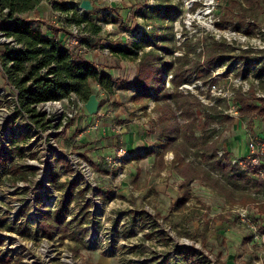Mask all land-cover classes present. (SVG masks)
Here are the masks:
<instances>
[{"label":"rangeland","instance_id":"obj_1","mask_svg":"<svg viewBox=\"0 0 264 264\" xmlns=\"http://www.w3.org/2000/svg\"><path fill=\"white\" fill-rule=\"evenodd\" d=\"M56 1L92 5L90 11L80 8L91 19L87 32L91 34L92 25L101 31L92 34L91 46L76 59H88L99 73L109 75L112 88L88 81L99 101L97 114L89 115L79 105L60 135L38 122L28 141L18 143L24 156L13 154L8 165L16 164L27 173L26 179L0 174L3 264H264V213L259 209L264 203V186L259 181L264 180V168L246 163L251 156L250 140L264 137V118L242 117L233 99L241 92L254 105L257 102L251 96L259 98L257 94L264 91L253 74L258 65L253 62L242 75L238 58L242 50L252 48L255 52L249 56L264 61V53L258 51L264 49V0H253V14L244 25L239 20V4L246 7L243 0H170L174 11L166 44L169 51L160 52L173 61L192 49L184 64L179 63L183 70H190V81L181 84L178 92L207 107L218 105L233 119L228 128L213 123L204 134L215 142V161L221 159L224 166L228 152L230 164L237 161L234 166L245 170L247 177L236 180L229 178L232 175L225 178L215 161L204 158V150L194 146L201 141L183 137L179 129L183 131L192 121L187 124L182 110L168 96L174 91L170 74L165 82L167 100L156 94L137 97L132 83L138 62L105 55L100 49L138 41L152 27L139 10L158 5L157 0ZM36 10L34 18L39 17V24L47 28L52 16L49 2ZM251 22L254 29L247 34ZM69 25L78 26L75 21ZM211 46L230 53L209 67L207 80H199L197 69L203 70ZM149 49L153 46L144 50ZM7 88L8 94L2 95L0 86V142L9 149L14 146L8 134L13 137L30 119L16 102L14 89ZM168 102L178 121V136L172 135L168 119L169 123L163 120L161 103ZM63 105L66 115L70 108ZM48 109L36 110V118L54 116L53 107ZM203 112L193 110L196 120L191 128L197 137L203 133ZM120 148L125 154L119 157ZM217 180L227 184L228 190L215 189L212 185ZM70 182H75L73 195L61 212L60 223H53L56 227L47 235L41 230L42 216L47 212L55 219ZM183 249L196 253L191 257Z\"/></svg>","mask_w":264,"mask_h":264},{"label":"trees","instance_id":"obj_2","mask_svg":"<svg viewBox=\"0 0 264 264\" xmlns=\"http://www.w3.org/2000/svg\"><path fill=\"white\" fill-rule=\"evenodd\" d=\"M243 1L246 7H241V4H239L241 11L239 20L243 22L241 25H244V21L247 16H251L253 14L252 7L255 4H253V0ZM41 2L42 0H1L0 2L1 7L8 8L9 17H12L13 14L23 15L20 17H14L11 21L2 22L0 24V29L3 30L7 36L12 37L22 46L20 49L7 47L0 56L2 57L10 83L16 91L18 105H20L23 112L29 114V117L33 120H35L38 116L35 114V106L42 102L67 98L72 93L79 96L81 100L86 102L89 96L93 93V90L87 84L88 81L98 83L101 87L107 90H111L113 83L111 77L109 75H102L99 73L96 66L91 61L83 58L76 59L77 55L75 56L72 52H69L65 47H63L58 39L48 36V33L56 36L59 31L58 29H52V25H49L47 28L42 27L39 24L41 20L24 17V14L38 8ZM157 3L158 5H155L154 7H146L139 10L140 16L145 21H149L152 27L149 31H144L142 37L138 41L132 42L130 46L106 45L105 47L109 48L112 56L116 58L138 62V74L132 83L137 97L149 98L153 94H156V97H164V100H167L165 96L168 94V89L165 82L167 79L166 74H170L171 78L169 81L173 86L174 91L173 93L168 94V96H172L171 98L173 101L177 103V108L182 110L181 114H183L187 119V124L189 120L192 121L191 124L184 127L183 131L181 129L179 130L183 132V137H185V139L188 135V140H194V142L201 141L199 146L197 144H194V146L204 150L205 159L215 161L217 151L215 142L208 141L204 132H206V130L209 129L210 125L213 123L218 124L221 129H224V126L228 128L232 125L233 119L224 113L226 109L220 110L218 105L207 107L197 98H189L178 92V87L181 84L190 81V76H188L190 70H183V66L179 63L184 64L183 62L187 59L192 49L188 48L184 51L185 55L174 58L173 61L166 60L162 56L160 52L163 51L167 53L169 51V47L166 44L170 42L169 33L171 27H169V25L173 22L172 15L174 8L171 9L169 7L172 4L170 0H157ZM256 6V8H258V5ZM52 8L56 11L66 13L69 17V19L66 20L68 24L75 21L77 25L84 24L85 31L89 29L88 26L91 25L89 23L91 19H89V16L84 12L79 13L78 5L55 1L52 3ZM36 22H38L39 25L36 24ZM253 23H249L248 26L250 28L249 30L247 29V34H251L253 32ZM43 28L45 30H43ZM91 30V34L96 35L101 31V28L92 25ZM88 42L89 41H87V45L91 46V43L89 44ZM149 46H153V49L145 51L144 49ZM183 46L186 48V43H184ZM211 48L209 49L210 53L207 54V61L205 65H203L205 68L203 67V70L200 68L197 69V77L199 80H207L209 77V67L214 65L216 62L221 63L224 55L230 53L225 50L215 51L216 49L212 46ZM227 48L231 51L233 50L230 47ZM258 51L260 53H264V49H260ZM251 52H255V49H244L238 56V58L242 60L243 64L241 74L245 75V73L250 70L251 64L253 62L256 63L258 66L253 74L259 79L258 87L261 90H264V61L258 62V58L256 56L250 57L249 54ZM200 55L206 54L202 52ZM200 55H198V57ZM7 62H12V65L9 68L5 65ZM184 72L186 73V76L184 75ZM245 97L246 96L241 92H236L233 95L234 101L239 103V114L242 117L253 116L264 118V97L257 98L251 96L253 100L257 102L254 105H249L247 103L249 98ZM219 103L221 102L219 101ZM161 104V108L162 106L164 107L162 109L164 122L167 123L169 121V126L172 127V135L178 136L179 131L176 127L178 125V121L175 120L171 104H169V102ZM223 104L225 108H227L228 105L225 101ZM194 109L204 110V122L202 125L203 133L200 137L195 136L194 130L191 128L195 124L196 120V115L193 113ZM40 121L41 120H37L35 123ZM13 134L14 136L10 139L12 146L14 147L6 149L0 142V174L10 173L13 177L19 175L20 179H26L27 173L25 171L20 169L16 164L8 165V161H13L11 160L13 154H18L21 157L24 156L23 149L16 143H20L21 140H25L26 136L22 135L20 132H17V134L14 132ZM258 137L260 139H264L262 136ZM7 150L9 153H7ZM228 154L229 153L227 152L224 156V159L226 160L224 166L220 165L221 159L215 161V166L222 172L223 176L228 178L229 175H232V177H229L232 178V180L247 177L245 175V170L238 169L234 166L235 164H230L227 157ZM259 161V167L264 168V157H260ZM253 170L256 171L257 167H254ZM53 180L54 174L51 178V181ZM259 181L260 184L264 186V180L259 179ZM219 183L222 187L219 186ZM212 186L215 189L221 188L219 189L220 191L225 192L228 190L227 184L222 181L219 182V180H217ZM73 190H75V182L68 183L66 193L61 203L62 206L56 213L55 219L51 217L50 213L46 212V214H43V222L41 225L43 233L48 235V230L55 229L56 227L53 223H60L62 217L61 212L65 209V205H67L72 197ZM79 195H82V193L80 192ZM261 204V206L259 205V209L261 213H264V203ZM22 226L24 230L27 229V224H23ZM182 252L187 253V255L189 254L191 257H193L196 253L194 250L190 249L189 251L183 249ZM4 262L6 261L0 259V264H3Z\"/></svg>","mask_w":264,"mask_h":264},{"label":"built area","instance_id":"obj_3","mask_svg":"<svg viewBox=\"0 0 264 264\" xmlns=\"http://www.w3.org/2000/svg\"><path fill=\"white\" fill-rule=\"evenodd\" d=\"M0 2H1V0H0ZM43 2H45V3L49 2V4H50V8H51V12H52L51 24L55 25L56 27H59V29H61V31H63L62 26L65 27V29H66V31H63L62 36H59V35L55 36L54 34H49V33H48V36L49 37H55L56 39H58V41L61 42L63 47H65L69 52H72V54H74L75 56L78 55L79 52H81V50L87 51V49H88L87 47H90L87 45V41H89V38H92L93 35L84 30V24L78 25V26L69 25L66 22V20L69 19V17L67 16L66 13L54 10L52 8V3H53L52 1L42 0V2L40 4H42ZM78 9H79V13L83 12L80 9V7ZM34 12H36V9L31 11V12L24 14V17L34 18L35 17ZM8 14H9L8 8H3V7H1V4H0V24L2 22L11 21L14 17L23 16V15H19V14H13L12 17H9ZM35 19H39V17H37ZM56 19H58V22L56 21ZM7 47L14 48V49L22 48V46L20 44H18L12 37L7 36L6 33L0 29V54H2V52ZM100 49L103 50L105 55H111L112 56L109 48L102 47ZM5 65L7 68H9L12 65V62H7V63H5ZM0 74H1L0 86H1L2 91L5 92L2 95H5V94H8V88L7 87H9V89H12V90L14 89V87L10 83V80L8 78V74H7L6 69H5V66H4V68H1ZM1 79L3 80V82ZM4 83H5V85H3ZM14 91H15V89H14ZM257 95L259 97H264V91L258 93ZM73 100L76 101L75 104H74ZM79 101L80 100H78L75 95L70 94L69 97H67V98H63L60 100H54V101L42 102V103L35 106L36 110L41 109V108L44 110H50L48 108H50V105H51L54 109L53 110L54 116L49 118V114H47L46 116L36 118L35 120L36 121L41 120L40 122H44L43 127L49 128V129H54V133L56 134V136H58V135H60L62 130L64 128H66L69 120H71V118H73V116H75L77 114V110L79 109L78 106L81 105L82 107H84V104L80 103ZM16 102H17V98H16ZM62 102H64V103H62ZM70 103L72 104V107H69L68 104H70ZM63 104H65V107L70 108L69 113H66V115H65L66 111L64 109ZM42 112H44V111H42ZM24 115L30 119V120L28 119L29 124L26 125L23 129L17 130L15 133L16 134H17V132L22 133V135L26 136L25 141H28V139L30 138L31 132L34 130L32 127H36L35 124L37 125V123H35V120L31 119L27 114H24ZM48 123H51V124L48 125ZM38 127H41V126H38ZM7 140L8 141L10 140L9 134L7 136ZM10 143L12 144V142H10ZM16 144L18 145V143H16ZM250 147H251V156L248 157V161L246 163H248L247 164L248 166H259L260 165L259 158L264 157V139H260V138L251 139L250 140ZM117 153L120 157V156L125 154V151H123V149L120 148V149H118ZM233 164L238 165L237 161H233ZM244 166H246V165L244 164Z\"/></svg>","mask_w":264,"mask_h":264},{"label":"water","instance_id":"obj_4","mask_svg":"<svg viewBox=\"0 0 264 264\" xmlns=\"http://www.w3.org/2000/svg\"><path fill=\"white\" fill-rule=\"evenodd\" d=\"M80 8L84 9L85 11H90L92 9V5L88 1H82ZM98 105L99 101L95 93H92L85 102L84 108L89 115H95L98 112Z\"/></svg>","mask_w":264,"mask_h":264},{"label":"crops","instance_id":"obj_5","mask_svg":"<svg viewBox=\"0 0 264 264\" xmlns=\"http://www.w3.org/2000/svg\"><path fill=\"white\" fill-rule=\"evenodd\" d=\"M56 0H52V2H55ZM72 4H74L73 2H71ZM76 4V3H75ZM42 4H40V6H41ZM50 10H51V8H50ZM37 11V10H36ZM52 13V12H51ZM89 13V12H88ZM51 22H52V19H50V24L49 25H52L53 27H52V29H58L59 31L57 32V35H59V36H62L63 35V31H61V29H59V27H56L55 25H53V24H51ZM49 27V26H48ZM46 31H49V30H46ZM61 31V32H60Z\"/></svg>","mask_w":264,"mask_h":264}]
</instances>
